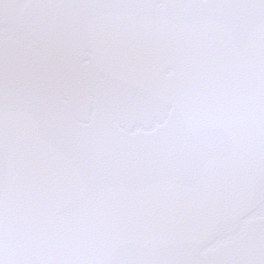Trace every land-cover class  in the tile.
<instances>
[{"label":"water","instance_id":"water-1","mask_svg":"<svg viewBox=\"0 0 264 264\" xmlns=\"http://www.w3.org/2000/svg\"><path fill=\"white\" fill-rule=\"evenodd\" d=\"M229 22L38 0L0 27L11 257L264 264V56Z\"/></svg>","mask_w":264,"mask_h":264},{"label":"snow or ice","instance_id":"snow-or-ice-1","mask_svg":"<svg viewBox=\"0 0 264 264\" xmlns=\"http://www.w3.org/2000/svg\"><path fill=\"white\" fill-rule=\"evenodd\" d=\"M133 3L163 4L168 7L190 8L211 11L221 16L230 17L229 28L238 36L254 39L258 43V53L264 56V0H129ZM38 6V0H0V27H7L13 20L22 18L26 8ZM81 55L87 59L86 48ZM0 264H43L41 261H30L17 254L10 256L5 243V236L0 227ZM54 264H128L107 257H72L55 261Z\"/></svg>","mask_w":264,"mask_h":264}]
</instances>
